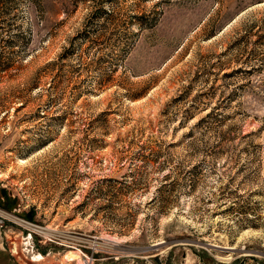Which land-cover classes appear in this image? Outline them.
Instances as JSON below:
<instances>
[{
	"label": "rangeland",
	"instance_id": "1",
	"mask_svg": "<svg viewBox=\"0 0 264 264\" xmlns=\"http://www.w3.org/2000/svg\"><path fill=\"white\" fill-rule=\"evenodd\" d=\"M0 264H264V0H0Z\"/></svg>",
	"mask_w": 264,
	"mask_h": 264
},
{
	"label": "trees",
	"instance_id": "2",
	"mask_svg": "<svg viewBox=\"0 0 264 264\" xmlns=\"http://www.w3.org/2000/svg\"><path fill=\"white\" fill-rule=\"evenodd\" d=\"M6 199H7V198H6ZM6 199H5V200H6ZM9 203H10V202H9Z\"/></svg>",
	"mask_w": 264,
	"mask_h": 264
},
{
	"label": "water",
	"instance_id": "3",
	"mask_svg": "<svg viewBox=\"0 0 264 264\" xmlns=\"http://www.w3.org/2000/svg\"><path fill=\"white\" fill-rule=\"evenodd\" d=\"M225 249V248H224Z\"/></svg>",
	"mask_w": 264,
	"mask_h": 264
}]
</instances>
